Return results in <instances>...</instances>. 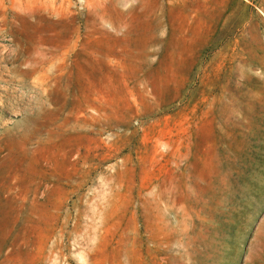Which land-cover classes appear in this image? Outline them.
Returning <instances> with one entry per match:
<instances>
[{
	"label": "rangeland",
	"instance_id": "rangeland-1",
	"mask_svg": "<svg viewBox=\"0 0 264 264\" xmlns=\"http://www.w3.org/2000/svg\"><path fill=\"white\" fill-rule=\"evenodd\" d=\"M5 48L0 264H264V0H0Z\"/></svg>",
	"mask_w": 264,
	"mask_h": 264
},
{
	"label": "crops",
	"instance_id": "crops-1",
	"mask_svg": "<svg viewBox=\"0 0 264 264\" xmlns=\"http://www.w3.org/2000/svg\"><path fill=\"white\" fill-rule=\"evenodd\" d=\"M185 16L184 13H179L177 14V16H179L180 18L182 16ZM196 31L191 32L190 30H185V31H181L179 32V34H177L179 36V41L183 42V46L180 48H178L179 51L181 52H187L189 54V56L185 59V57L179 56L178 58H180L182 60L185 59L183 62L179 63V64H172L173 68H177L179 70L177 71H170V72H174V73H182V74H191L193 73V69H199L200 65H201V55L205 49L204 44H202L203 42L201 41L203 39V36L199 38L198 41V37L195 34ZM171 33L174 34V32H171L170 30H167V36L168 35H172ZM183 38V39H182ZM168 42V40H167ZM229 48L230 47H225L222 46L220 48H217V50L214 52V54L211 57L210 63L213 64L216 63L217 64V69L220 68L221 66H223L224 63H220V59H224L226 55H223L225 53V51L227 52V56L230 55L229 53ZM168 51V48H167ZM168 58L170 59V57L168 56ZM172 59L175 58V56L171 57ZM187 68L189 70H187ZM208 68V67H207ZM198 72V70L196 71Z\"/></svg>",
	"mask_w": 264,
	"mask_h": 264
},
{
	"label": "bare ground",
	"instance_id": "bare-ground-1",
	"mask_svg": "<svg viewBox=\"0 0 264 264\" xmlns=\"http://www.w3.org/2000/svg\"><path fill=\"white\" fill-rule=\"evenodd\" d=\"M3 47H5V46H3ZM3 51H1L0 52V54L1 53H3V55H6V56H3V59H6V57L10 54V55H15V49H11V48H5V50L4 49H2ZM9 53V54H8ZM17 58V57H16ZM8 60V59H7ZM40 83V82H39Z\"/></svg>",
	"mask_w": 264,
	"mask_h": 264
}]
</instances>
